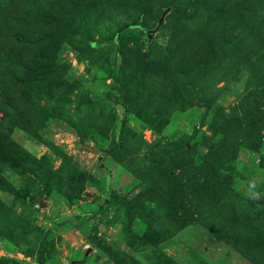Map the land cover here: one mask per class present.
I'll list each match as a JSON object with an SVG mask.
<instances>
[{
	"label": "rangeland",
	"instance_id": "obj_1",
	"mask_svg": "<svg viewBox=\"0 0 264 264\" xmlns=\"http://www.w3.org/2000/svg\"><path fill=\"white\" fill-rule=\"evenodd\" d=\"M43 253L264 264V0H0V264Z\"/></svg>",
	"mask_w": 264,
	"mask_h": 264
},
{
	"label": "trees",
	"instance_id": "obj_2",
	"mask_svg": "<svg viewBox=\"0 0 264 264\" xmlns=\"http://www.w3.org/2000/svg\"><path fill=\"white\" fill-rule=\"evenodd\" d=\"M173 9V11L178 15V16H181V17H183V16H186V12L185 13H182V12H179L177 9H175V8H172ZM118 54H120V51H118ZM119 57V56H118ZM113 151V150H112ZM45 253H43V255L41 256V259H40V262H39V264H43L44 263V260H45Z\"/></svg>",
	"mask_w": 264,
	"mask_h": 264
}]
</instances>
